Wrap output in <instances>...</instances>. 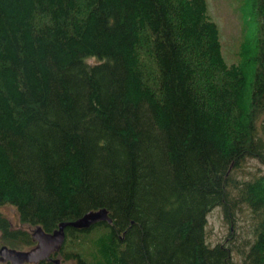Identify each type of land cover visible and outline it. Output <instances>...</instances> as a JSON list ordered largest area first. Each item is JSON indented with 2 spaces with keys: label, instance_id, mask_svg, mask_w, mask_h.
<instances>
[{
  "label": "trees",
  "instance_id": "trees-1",
  "mask_svg": "<svg viewBox=\"0 0 264 264\" xmlns=\"http://www.w3.org/2000/svg\"><path fill=\"white\" fill-rule=\"evenodd\" d=\"M252 9L249 72L208 0H0L2 244L105 210L26 264H264V171L245 170L264 166V0ZM216 207L234 232L211 245Z\"/></svg>",
  "mask_w": 264,
  "mask_h": 264
},
{
  "label": "rangeland",
  "instance_id": "rangeland-1",
  "mask_svg": "<svg viewBox=\"0 0 264 264\" xmlns=\"http://www.w3.org/2000/svg\"><path fill=\"white\" fill-rule=\"evenodd\" d=\"M254 0H208L209 12L218 24L221 34L222 51L229 64H244L249 72L253 71V58L256 53L257 23L253 16ZM90 61H94L91 59ZM245 170L256 172L264 166L256 160L247 161ZM9 217L14 216L12 208L5 209ZM252 220L248 216H240L236 235L249 231ZM232 224L225 219L221 207L214 208L208 215L207 241L211 245L226 243L229 234L234 231ZM242 234V235H244ZM65 264H75L73 261Z\"/></svg>",
  "mask_w": 264,
  "mask_h": 264
},
{
  "label": "water",
  "instance_id": "water-1",
  "mask_svg": "<svg viewBox=\"0 0 264 264\" xmlns=\"http://www.w3.org/2000/svg\"><path fill=\"white\" fill-rule=\"evenodd\" d=\"M101 221L111 223L113 220L105 210L89 213L83 219L72 222L61 223L59 229L53 233H46L43 229L37 228L34 238L38 241L37 245L28 250H18L3 245L0 237V263L10 262L12 264L39 263L45 259H51L54 251L58 250L65 239V228H88ZM60 264L59 259L54 260Z\"/></svg>",
  "mask_w": 264,
  "mask_h": 264
}]
</instances>
